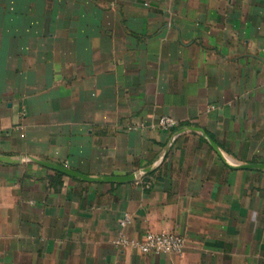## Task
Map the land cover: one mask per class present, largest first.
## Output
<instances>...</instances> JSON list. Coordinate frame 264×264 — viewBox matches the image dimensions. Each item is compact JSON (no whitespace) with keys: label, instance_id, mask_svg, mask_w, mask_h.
I'll return each instance as SVG.
<instances>
[{"label":"crops","instance_id":"obj_1","mask_svg":"<svg viewBox=\"0 0 264 264\" xmlns=\"http://www.w3.org/2000/svg\"><path fill=\"white\" fill-rule=\"evenodd\" d=\"M262 166L264 0H0V264H264Z\"/></svg>","mask_w":264,"mask_h":264},{"label":"built area","instance_id":"obj_2","mask_svg":"<svg viewBox=\"0 0 264 264\" xmlns=\"http://www.w3.org/2000/svg\"><path fill=\"white\" fill-rule=\"evenodd\" d=\"M177 126V122L169 116L158 118L155 127L160 130H168ZM130 223L128 215H124L120 221L121 228ZM113 245L117 248H128L142 255L149 254H181L185 248L184 238L171 233L147 232L140 238H131L120 233L114 240Z\"/></svg>","mask_w":264,"mask_h":264},{"label":"water","instance_id":"obj_3","mask_svg":"<svg viewBox=\"0 0 264 264\" xmlns=\"http://www.w3.org/2000/svg\"><path fill=\"white\" fill-rule=\"evenodd\" d=\"M184 131H185V130H181L180 133H181V132H184ZM218 154L221 155L219 152H218ZM49 167H50V168H53V169H55V170H57V171H59V172H61V173L68 174V175H72V172H69L68 170H65V169H63V168H61V167H58V166H51V165H49ZM262 167H264V166H262ZM131 179H133V177H131Z\"/></svg>","mask_w":264,"mask_h":264}]
</instances>
